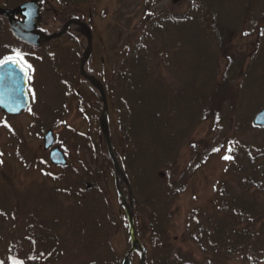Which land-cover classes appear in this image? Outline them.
I'll use <instances>...</instances> for the list:
<instances>
[{"label":"rangeland","instance_id":"374dc122","mask_svg":"<svg viewBox=\"0 0 264 264\" xmlns=\"http://www.w3.org/2000/svg\"><path fill=\"white\" fill-rule=\"evenodd\" d=\"M13 1L16 0H0V7L9 8L8 2ZM37 1L43 23L64 6L57 0ZM174 1L81 0L68 6V13L70 10L78 14L83 11L93 32V52L87 60L85 73L104 85L110 81L116 83L120 49L122 45L131 42L132 47L138 42L141 27L148 29V16L172 19L189 15L194 0H180L176 4ZM204 2L210 11L218 13L221 23L232 35L221 48L219 41L202 26L200 13H195L197 15L190 22L168 25L164 30L156 49L160 58L147 61L150 70L147 78L151 84L158 77L161 80L158 82L162 92L160 102H152L153 109L163 116L166 128L157 139L155 152L142 163L149 183L142 185L136 179L134 183V192L142 201H148L153 195L164 203L163 188L154 182V174L157 172L165 184L169 181L166 170L172 166L174 178L178 179L199 155L194 153L193 146L203 150L213 144V148L222 145L215 155L208 158L209 152L204 154L203 165L189 178L185 191L168 210L159 211L160 228L169 232L174 249H181L183 254L196 253L200 261L202 258L191 239L193 214L215 215V205L224 201L223 189L241 197L239 186L243 176L254 171L244 152L250 147L257 155L256 152L264 149V131L253 129L255 116L264 109V0ZM63 24L42 27L47 33L56 34ZM76 30L77 27H73L58 42L32 48L16 41L8 23L0 17V59L11 55L15 49L25 54L24 60L31 66L30 108L16 118L0 113V240L4 238L14 243L26 233L28 225L42 223L43 229L52 231L59 246L49 262L41 264H84L99 258L111 262L113 258L104 248L92 247L93 241L87 231L96 229L94 242L112 231L110 242L116 256L112 254L114 260L118 257L122 264L131 250V239L115 176L104 186L101 200L91 203V200L76 196L85 192L79 187L84 175L80 157L89 161L94 154L93 146L84 145L82 139L95 133L82 119L78 107L80 102L97 103V99L101 102L99 92L81 75L88 38ZM238 61L242 62V70L233 86L232 99L222 105L215 119L210 120L205 112L211 94L223 81L228 65ZM115 110L113 102H108V121L111 112L112 131L116 132ZM101 114L102 111L100 117ZM50 131L55 134L54 147L67 150L68 166L64 169L54 168L49 152L44 149V138ZM97 139L95 135L94 141ZM226 156L228 159L224 158ZM47 176L58 180V184L49 181ZM125 180V175L118 177L119 188ZM71 185H75V190L79 187L72 198L66 192ZM131 193L134 196L133 191ZM258 200L259 204L264 203V197ZM139 215V228L148 248L146 253L153 255L149 212L144 208ZM102 217L106 218L103 220L106 230L101 225ZM3 247L0 242V253ZM25 247L27 252L28 244ZM140 262V255L135 254L131 264Z\"/></svg>","mask_w":264,"mask_h":264},{"label":"trees","instance_id":"16d2710c","mask_svg":"<svg viewBox=\"0 0 264 264\" xmlns=\"http://www.w3.org/2000/svg\"><path fill=\"white\" fill-rule=\"evenodd\" d=\"M28 1L16 0L13 3L8 2L7 7L17 8ZM57 1L64 5L62 6L63 9L55 10L56 12L50 18H47L49 23L56 25L59 23L63 24L65 17L69 16L66 15L69 12L66 10L67 7L81 0ZM72 12L73 10H70V13ZM73 13L78 14L77 11ZM195 13H200L202 26H204V29H208L212 36L219 41L221 48L226 45L232 35V31L223 26L218 13L210 11L208 4L204 0H194L191 11L187 16L172 19L148 16L149 27L147 26L148 29L141 27L142 31L138 42L132 47L131 42L127 46L122 45L120 49L122 50L119 56L121 62L115 73L116 83L110 81L109 84H103L108 102H113V108L116 109V132L112 131L114 122L113 117L111 118V112L109 123L112 149L126 178V182L121 181L120 188L128 201L130 192L133 191L134 193V226L137 237L145 251L148 248L143 241L144 237L139 228V220L141 219L139 213L144 208L149 212L148 230L152 236V250H154V253L153 255L151 253L146 254L144 264H264V203L259 204L258 200L260 197H264V149L256 152L258 153L257 155L252 153L254 151H251L250 147L246 148L244 152L248 165L254 171L249 172L245 177L243 176L242 184L239 186L241 197L231 194L227 188L223 189L224 201L220 205H215L217 210L215 215L193 214L191 218L193 225L191 239L198 249L202 258L201 261L196 253L187 251L183 254L181 249H174L170 241L169 232L162 227L160 228L162 216L159 211L168 210L171 203H174L176 198L185 191L189 178L203 165L204 154L209 152L207 155L209 158L215 155L216 150H220L222 145L213 148V144L210 148L203 150L193 146L194 153L199 155L194 157L186 171L178 179L174 178L172 166L166 170V176L169 181L165 184L156 172L154 174V182L163 188H161V191L164 194V198L166 197L164 203L161 200L157 201L153 195L148 198V201H142L137 193L134 192V189L136 190V186H134L135 179L142 185L149 183V177L146 176L147 173L142 167V163L146 161L149 154L155 152L157 139L166 128V126H163V116L153 109L155 107L153 102L159 104V99L162 97L161 86L158 83L161 80L158 77L153 84L149 82L147 78V72H150L148 62L157 61L160 58L156 49L167 26L182 25L190 22L197 15ZM200 16L197 17L200 18ZM241 70V61L231 62L228 65L224 72L223 81L215 87L211 94V101L205 112V116L208 119H215L218 113L222 111V105L231 101L233 86ZM150 102H152L150 105L152 109L148 106ZM78 109L82 119L94 128L95 133L93 135L89 134V137L85 135L87 137L82 139L84 145H89V148L93 146L94 154H92L93 156L89 161H86L84 156L80 157L79 162L84 165L82 167L84 175L81 181L82 184L79 187L84 189L85 192L82 196H76L81 197L85 201L91 200V203H94L93 200H101V194L105 193L104 186L113 179L114 166L99 125L100 112L102 111L101 102L98 99L97 103L87 104L80 102ZM253 129H256V127ZM167 130H169V127H167ZM259 130L264 131L263 129ZM95 135L99 138L96 141H94ZM63 150L67 153L66 149ZM93 166L94 168H92ZM47 177L55 185L58 184V180L55 178ZM78 188L75 190V185H71L70 190H66L70 194V198L77 193ZM78 193L81 194L80 192ZM248 196L251 199L247 198ZM86 205L87 203L84 204L85 210L88 208ZM82 211L84 212L83 209ZM105 219V217L101 219L103 228L105 227L103 221ZM43 228L42 223L28 225L26 233L14 243L7 242L6 239L1 237L2 240L0 242L4 246L2 248L3 253H0L1 261L4 264H12V260L23 261V264L48 263L49 258L57 251L59 243L50 229ZM104 230L106 229L104 228ZM95 231L96 229L94 228L87 231L93 241L91 242L92 247L94 246L96 249L104 248L107 254L109 253L108 256H111L113 260L110 262L106 258L91 259V261H86L84 264H120L117 260L118 257L115 260L113 257V254L115 256L116 254L110 242L112 231H109L110 233L94 242ZM26 244L29 246L27 252ZM106 255L101 256L104 257ZM134 255L130 257L131 263ZM122 264H124V261Z\"/></svg>","mask_w":264,"mask_h":264},{"label":"water","instance_id":"95a60500","mask_svg":"<svg viewBox=\"0 0 264 264\" xmlns=\"http://www.w3.org/2000/svg\"><path fill=\"white\" fill-rule=\"evenodd\" d=\"M175 0L174 4L177 3ZM16 16H21L23 21L16 20ZM0 17H4L9 21L10 29L13 35L21 42L26 43L28 45L38 47L41 44L48 43L53 40H57L63 35H65L69 24H66L62 31L53 36H47L41 32L36 31L35 23L40 17V6L37 1H31L25 3L17 9H4L0 8ZM77 23L84 29L85 34L88 36V46L84 53L82 63H81V73L85 80L89 81L93 87L99 92V98L103 104V113L100 119V125L102 127V132L109 149V153L111 156V160L114 165L115 177H116V187L118 193L122 199V207L126 213L130 237L132 241L131 251L128 254V258L125 260L124 264H130V256L134 253L141 254V262L140 264H144L146 253L137 238L136 230L134 227L133 220V205L131 201L130 209L128 208V203L121 193L118 183V177H124L121 172L118 162L115 158V155L111 146V135L109 129L108 122V101L106 91L100 81L96 78L87 75L86 72V64L92 52L93 45V35L89 27L77 21ZM28 75L25 76V73L21 71L20 66H13L12 64H7L3 67H0V95L3 97L4 104L0 105V113L8 116V117H18L21 116L30 106V97L28 94ZM254 125L256 127H260L264 129V109L260 111L254 118ZM55 143L54 133L52 131L48 132L44 138V148L46 151H50V161L55 167L64 168L67 166V160L65 158L64 152L59 148H53Z\"/></svg>","mask_w":264,"mask_h":264},{"label":"snow or ice","instance_id":"6c2138e0","mask_svg":"<svg viewBox=\"0 0 264 264\" xmlns=\"http://www.w3.org/2000/svg\"><path fill=\"white\" fill-rule=\"evenodd\" d=\"M24 53L13 49L12 54L4 57L3 59H0V67H3L7 64H12L13 66H20L21 71L25 73V76L28 75L27 71L25 69L30 68V65H27L24 60ZM3 97L0 95V105H3ZM225 159H228V157H224ZM0 264H3L2 261H0ZM12 264H23V261L20 260H12Z\"/></svg>","mask_w":264,"mask_h":264},{"label":"flooded vegetation","instance_id":"af4514ba","mask_svg":"<svg viewBox=\"0 0 264 264\" xmlns=\"http://www.w3.org/2000/svg\"><path fill=\"white\" fill-rule=\"evenodd\" d=\"M72 15L74 16V17H72ZM17 20H19V21H22V19H21V17H17L16 18ZM86 18H85V15H84V13H83V11H81V14H71V16H69L68 18H65L64 19V24H63V26L61 27V29L66 25V24H69V26H68V29H67V31H66V34L64 35V36H66V35H68L69 33H70V31H71V29L73 28V27H77V30L76 31H78V33H83L85 36H86V34H85V32H84V29L77 23V21H81V22H83V23H86ZM8 23V22H7ZM87 24V23H86ZM51 26V23H49V22H47V23H43L42 21H38V23L36 24V28H37V30H39L40 32L42 31V32H44V29H43V27L42 26ZM88 25V24H87ZM89 26V25H88ZM87 37V36H86ZM16 40V39H15ZM17 41V40H16ZM59 41V40H58ZM58 41H56V42H58ZM19 42V41H18Z\"/></svg>","mask_w":264,"mask_h":264}]
</instances>
